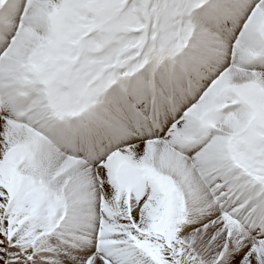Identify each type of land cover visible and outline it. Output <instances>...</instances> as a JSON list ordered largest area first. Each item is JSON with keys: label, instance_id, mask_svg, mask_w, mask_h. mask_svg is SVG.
<instances>
[{"label": "snow or ice", "instance_id": "obj_1", "mask_svg": "<svg viewBox=\"0 0 264 264\" xmlns=\"http://www.w3.org/2000/svg\"><path fill=\"white\" fill-rule=\"evenodd\" d=\"M0 264H264V0H0Z\"/></svg>", "mask_w": 264, "mask_h": 264}]
</instances>
